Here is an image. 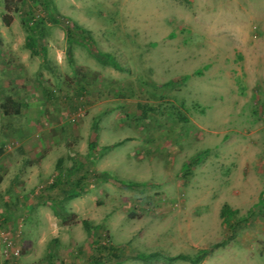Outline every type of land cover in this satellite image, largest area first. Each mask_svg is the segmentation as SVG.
<instances>
[{
  "label": "rangeland",
  "instance_id": "374dc122",
  "mask_svg": "<svg viewBox=\"0 0 264 264\" xmlns=\"http://www.w3.org/2000/svg\"><path fill=\"white\" fill-rule=\"evenodd\" d=\"M263 125L264 0H0V264H111L102 242L118 264H264V199L249 208V178L220 180L245 165L212 159ZM40 156L56 186L22 179Z\"/></svg>",
  "mask_w": 264,
  "mask_h": 264
},
{
  "label": "crops",
  "instance_id": "0c3cea01",
  "mask_svg": "<svg viewBox=\"0 0 264 264\" xmlns=\"http://www.w3.org/2000/svg\"><path fill=\"white\" fill-rule=\"evenodd\" d=\"M246 56H249V50H246ZM201 111V114H203ZM206 112H204L205 114ZM203 116L205 117V115ZM196 118V119H195ZM200 118H197L195 116H192V114L189 113L188 121L187 123H191L192 125H196ZM261 133H264V125L261 128H252L251 131H249V147L244 144H233V140H237L235 135L232 138H229L228 140H221V151H217L215 153V156H213L212 159H214L213 163L218 162L219 168H223V165H226L227 168L225 170H229L233 165H235L237 162H241V165H245V168L247 166L245 158L249 157V171H245V168H241L243 171V175L245 176L244 180H239L237 171L235 172V176H226V177H220V180L223 178V182L225 184L226 189H228L229 192H236L233 191L234 186L231 185L229 182H236L240 181V185L238 183H233L235 187L241 188L242 184L249 178V208L253 205L255 201L258 200L259 196H262L264 199V136H262ZM128 138H134V137H128ZM120 142V141H119ZM39 143V144H38ZM35 146H33L34 154H36V151H40L39 148H43L41 146V143L38 142ZM116 141H111L109 144L111 148L116 146ZM121 143V142H120ZM206 143V142H205ZM103 144V143H102ZM119 144V143H118ZM244 147L245 149L249 148L248 154L244 155L243 152H238L239 148ZM110 149V148H109ZM104 155V154H103ZM132 156H136L139 158L137 153L133 154ZM49 159V158H48ZM48 159H45L44 157L40 156V158H35L30 162H27L24 165V168L21 169L23 180L24 181H30L35 178H39L40 181L47 180L50 176H54L57 174L55 170H51L50 164L48 163ZM6 167L7 165H13V162H10L8 159L6 160ZM102 165L104 164L103 158L101 160ZM23 166V164H22ZM47 169V170H46ZM53 169V168H52ZM46 170V171H45ZM75 169H72V175L73 177H76L77 173L73 174L75 172ZM106 170H101V173H104ZM55 172V173H53ZM240 173V172H239ZM77 176H82L81 173L78 172ZM3 179H1L2 182ZM53 180V179H52ZM259 181L261 183H259ZM237 190V189H235ZM33 202L32 200H30ZM234 210H238V208H232ZM264 223V221H262Z\"/></svg>",
  "mask_w": 264,
  "mask_h": 264
},
{
  "label": "trees",
  "instance_id": "16d2710c",
  "mask_svg": "<svg viewBox=\"0 0 264 264\" xmlns=\"http://www.w3.org/2000/svg\"><path fill=\"white\" fill-rule=\"evenodd\" d=\"M52 21L54 22H59L58 19H56L55 17H52L51 18ZM8 22V20H6ZM63 26H64V31H65V35L67 37V40L71 41L73 38H75V36L80 33L81 35V39L80 38V42H82L86 47L87 49L89 50V52L97 59L99 60L100 62H107L109 64H111L113 67L115 68H120V65L119 63L114 59V57L109 53V52H102L96 48H94V45H93V40L92 38L86 33V30H84L83 28H81L79 25H77L76 23H73V22H69L68 20H63ZM31 29V28H30ZM85 33V34H84ZM28 46L31 48L32 52L33 53H37L38 50L37 48L33 45V40L31 38V36H28ZM11 103V102H10ZM10 112H13V113H18L19 112V108L18 106L16 108H14L13 110H10L8 107L4 106L3 107V113L4 114H9ZM92 143V142H91ZM120 142H117L116 144H118ZM111 146L108 145V146H104V151L106 149H109ZM194 160V159H193ZM192 163H189V166H191ZM76 174L78 175V169L75 170V172H73V174ZM73 178V181L71 183V186H74L75 188H77V190H73L71 191L70 193L67 194L66 197H69V198H74L76 196L79 195V189H80V185H81V182L82 180L85 178V174H81L82 176H77ZM62 176V173L58 172V175H55V179L50 182L48 184V187H53V186H56L58 184V182L62 179L61 178ZM74 176V175H73ZM71 182V181H70ZM123 183V182H122ZM70 184V183H69ZM68 184V185H69ZM124 184V183H123ZM126 184V183H125ZM70 186V187H71ZM63 189L62 191L66 193V188H61ZM229 206L227 204H224L222 206V210H221V213L224 214L225 213V209ZM231 211H236V210H233L231 209ZM83 223L85 225H87V222L86 220H83ZM99 246V250H104L107 252V254L110 255L111 258H113L115 261L112 262L111 264H118V262H120V255H119V248L117 246H115L114 244H107L106 242H102L101 244L98 243L97 244ZM219 245V243H216L214 244L213 246H217ZM202 256L205 255V252L204 250H202ZM156 254H158L157 252H149V253H143V252H137L136 253V257L138 258H150V257H153L155 256ZM200 257V256H199ZM169 259H188L189 258V255L187 254H176V255H172V256H169L168 257ZM96 262L99 263V259H96Z\"/></svg>",
  "mask_w": 264,
  "mask_h": 264
},
{
  "label": "built area",
  "instance_id": "2783aa9c",
  "mask_svg": "<svg viewBox=\"0 0 264 264\" xmlns=\"http://www.w3.org/2000/svg\"><path fill=\"white\" fill-rule=\"evenodd\" d=\"M18 251H16L15 253H17Z\"/></svg>",
  "mask_w": 264,
  "mask_h": 264
}]
</instances>
